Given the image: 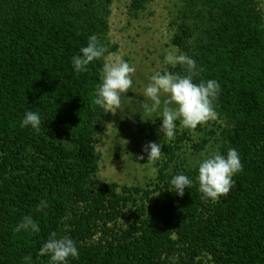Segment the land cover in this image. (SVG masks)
<instances>
[{
	"label": "trees",
	"instance_id": "16d2710c",
	"mask_svg": "<svg viewBox=\"0 0 264 264\" xmlns=\"http://www.w3.org/2000/svg\"><path fill=\"white\" fill-rule=\"evenodd\" d=\"M148 1L131 0L129 9L137 16ZM111 2L0 0V264H47L37 252L53 231L77 242L80 255L70 264H264L259 2L181 0L171 39L202 69L197 82H219L215 151L233 148L243 165L215 202L201 198L195 169L180 160L182 143L191 141L186 131L162 141L164 158L146 185L98 181L95 146L107 116L93 90L103 61L77 74L70 58L92 34L115 49L107 41ZM167 69L183 74L179 65ZM26 110L40 113L39 132L20 126ZM206 142L191 146L200 151ZM181 172L193 186L178 196L167 190ZM41 200L48 207L38 210ZM27 215L38 233L15 231Z\"/></svg>",
	"mask_w": 264,
	"mask_h": 264
},
{
	"label": "clouds",
	"instance_id": "9594fccd",
	"mask_svg": "<svg viewBox=\"0 0 264 264\" xmlns=\"http://www.w3.org/2000/svg\"><path fill=\"white\" fill-rule=\"evenodd\" d=\"M101 60L103 63L99 83L93 90V104L104 112L115 114L117 110L124 109L123 100L131 101L125 93L129 90L133 92V75L136 68L123 56L108 52L98 37L92 34L88 36L85 45L70 58L71 69L80 74L86 72L94 61ZM163 63L173 68L179 65L183 74L164 68L148 75L147 83L138 93L143 99L137 110L140 112L141 121L155 123L159 118L158 131L163 134L162 140L172 142L176 139L178 130L187 129L194 133L198 127L218 120L219 114L213 105L221 87L215 79H200L197 82L196 78L202 69L198 68L195 59L183 52L166 53ZM20 126L39 132L42 127L40 113L26 110ZM161 144L163 143L149 141L143 147L142 151L147 153L145 163L154 165L162 158ZM185 157L190 166L189 170L195 169V182L202 194L201 198L212 202L229 192L234 183L233 177L243 168L239 153L233 148L223 153L214 151L203 154L199 160L191 158L189 148L185 151ZM156 171L155 167L149 169V173L153 175ZM169 184L170 189L167 191L183 196L185 189L193 186V179L181 172L172 175ZM47 207L48 203L41 200L38 210ZM15 231L32 235L38 233L40 228L37 221L27 215L22 217ZM79 255L77 242L72 237L60 236L55 231L48 235L37 252L38 257L47 258V264H70V261L77 259Z\"/></svg>",
	"mask_w": 264,
	"mask_h": 264
},
{
	"label": "rangeland",
	"instance_id": "374dc122",
	"mask_svg": "<svg viewBox=\"0 0 264 264\" xmlns=\"http://www.w3.org/2000/svg\"><path fill=\"white\" fill-rule=\"evenodd\" d=\"M130 1L112 0L107 41L109 48L115 47L113 51L110 49V53L123 56L135 66L133 92L129 90L125 93L131 101L123 100V110H117L115 114L106 112L107 118L95 146L99 154L97 179L102 184L115 182L120 185L144 186L151 182L156 173L154 175L149 173V169L154 165L145 163L147 153L142 149L149 141L164 140L163 134L158 131L159 118L155 123L141 121L137 109L143 97L138 93L147 83L148 75L169 66L163 63L166 53L180 52L178 47L172 44L171 39L180 14L181 0H149L145 9L137 16L129 9ZM257 1L264 14V0ZM211 122L198 127L194 133L187 129L180 130L186 131L191 139L182 143L183 159L180 160L188 162L185 151L189 148L193 160H199L203 154H210L216 150L219 131ZM219 122L222 123L221 120ZM214 130L216 134L210 135ZM203 139L207 142L202 150L192 148V143H201ZM140 156L144 158L138 159Z\"/></svg>",
	"mask_w": 264,
	"mask_h": 264
}]
</instances>
